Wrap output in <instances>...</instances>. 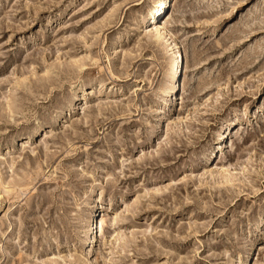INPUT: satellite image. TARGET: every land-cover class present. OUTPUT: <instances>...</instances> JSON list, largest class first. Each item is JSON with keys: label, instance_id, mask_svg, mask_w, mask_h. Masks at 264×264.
<instances>
[{"label": "rangeland", "instance_id": "rangeland-1", "mask_svg": "<svg viewBox=\"0 0 264 264\" xmlns=\"http://www.w3.org/2000/svg\"><path fill=\"white\" fill-rule=\"evenodd\" d=\"M162 1L0 0V264H264V0Z\"/></svg>", "mask_w": 264, "mask_h": 264}, {"label": "bare ground", "instance_id": "bare-ground-1", "mask_svg": "<svg viewBox=\"0 0 264 264\" xmlns=\"http://www.w3.org/2000/svg\"><path fill=\"white\" fill-rule=\"evenodd\" d=\"M165 0H163L159 5L158 7L156 8V10L154 11V13L151 15V17L149 18V20H151L153 18L152 21H150V24L153 25L155 24L154 21L156 20V16L157 14L158 15H161L163 9L166 7L168 1L170 0H167V2L163 3ZM163 3V5L161 6L160 10H159V7L160 5ZM171 3H172V0H171ZM170 3V5H171ZM159 11V12H158ZM158 12V13H157ZM157 13V14H156ZM159 22V21H158ZM157 22V23H158ZM174 48H175V61H176V67L174 68V72L171 74V78L173 79L174 81V85L171 87V89H167V95L169 94H175V93H179L180 92V88H181V85H180V81H179V71L182 69L183 70V60H184V57H183V54L181 52V50L179 49L178 45L176 43H174ZM235 124V123H234ZM233 126V124H232ZM225 137V135H223ZM104 214H103V211H100L96 216H95V219H94V229H95V234H98V235H101L102 234V224H103V221H104Z\"/></svg>", "mask_w": 264, "mask_h": 264}]
</instances>
